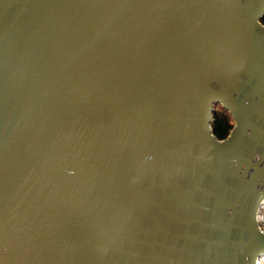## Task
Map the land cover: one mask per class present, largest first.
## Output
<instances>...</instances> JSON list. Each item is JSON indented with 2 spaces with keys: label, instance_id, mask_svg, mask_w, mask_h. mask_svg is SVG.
<instances>
[{
  "label": "water",
  "instance_id": "1",
  "mask_svg": "<svg viewBox=\"0 0 264 264\" xmlns=\"http://www.w3.org/2000/svg\"><path fill=\"white\" fill-rule=\"evenodd\" d=\"M263 13L0 0V264H256Z\"/></svg>",
  "mask_w": 264,
  "mask_h": 264
},
{
  "label": "trees",
  "instance_id": "2",
  "mask_svg": "<svg viewBox=\"0 0 264 264\" xmlns=\"http://www.w3.org/2000/svg\"><path fill=\"white\" fill-rule=\"evenodd\" d=\"M261 22L264 24V15L262 16ZM232 127L233 124L226 114H213L212 131L218 139L225 138L229 134Z\"/></svg>",
  "mask_w": 264,
  "mask_h": 264
},
{
  "label": "built area",
  "instance_id": "3",
  "mask_svg": "<svg viewBox=\"0 0 264 264\" xmlns=\"http://www.w3.org/2000/svg\"><path fill=\"white\" fill-rule=\"evenodd\" d=\"M257 223H258L260 230L264 232V202L263 201H261L258 207ZM256 264H257V260H256ZM258 264H264V255L260 256Z\"/></svg>",
  "mask_w": 264,
  "mask_h": 264
},
{
  "label": "rangeland",
  "instance_id": "4",
  "mask_svg": "<svg viewBox=\"0 0 264 264\" xmlns=\"http://www.w3.org/2000/svg\"><path fill=\"white\" fill-rule=\"evenodd\" d=\"M263 15H264V13H263ZM262 16L260 17V21L262 19ZM215 113H220V114L224 113V114H226L229 117L231 123L233 124V119H232L231 115L229 114L228 110L220 102H214L213 105H212L211 125H212V122H213V114H215Z\"/></svg>",
  "mask_w": 264,
  "mask_h": 264
},
{
  "label": "bare ground",
  "instance_id": "5",
  "mask_svg": "<svg viewBox=\"0 0 264 264\" xmlns=\"http://www.w3.org/2000/svg\"><path fill=\"white\" fill-rule=\"evenodd\" d=\"M221 103V102H220ZM222 104V103H221ZM223 105V104H222ZM228 110V109H227ZM263 202H264V199L262 200ZM262 255H264V253H261L259 256H258V258H257V264H258V261H259V258H260V256H262Z\"/></svg>",
  "mask_w": 264,
  "mask_h": 264
}]
</instances>
